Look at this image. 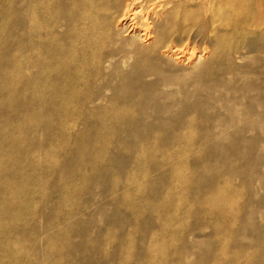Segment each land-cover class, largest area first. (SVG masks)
Listing matches in <instances>:
<instances>
[{"label": "bare ground", "instance_id": "bare-ground-1", "mask_svg": "<svg viewBox=\"0 0 264 264\" xmlns=\"http://www.w3.org/2000/svg\"><path fill=\"white\" fill-rule=\"evenodd\" d=\"M218 2H227L228 11H218ZM217 12L228 21L221 27L223 32L244 37L238 46L217 45L219 31L213 24ZM0 31V220L17 222L22 204L32 202L37 190L48 189L47 181L36 182L40 175L79 180L77 192L87 193L97 177L100 196L110 197L114 213L122 216L120 223L131 230L113 242L112 251L98 234L95 243L84 247L65 242L66 253L86 257L85 264L117 260L119 264H219L223 258L217 254L193 253L195 240L201 239L197 227H171L181 216L180 207L171 206V188L187 160L182 150L186 155L197 141L192 132L211 125L203 112L213 108L207 94L214 74L230 73L212 72L210 59L222 55L239 60L247 47L250 54H260L252 51L251 43L264 42V0H0ZM199 43L204 50L197 59L190 48ZM205 56L210 59L201 64ZM261 63L262 67L244 68L242 73L257 81L263 78L264 83V59ZM248 84L252 93L264 94L258 82ZM107 92L111 97L103 109L100 103ZM255 101L250 97L249 106ZM201 107L206 110L200 111ZM78 126L83 130L79 132ZM109 126L113 131L103 139ZM243 127L264 130V119ZM95 130L101 133L93 138ZM258 139L240 138L239 143ZM58 142L66 146L59 165L48 164L46 151L49 154ZM193 158L197 168L201 166L202 159ZM154 174V184L137 183ZM208 183L209 196L194 202L198 209L209 204L195 218L206 228L216 221L223 225L214 199L237 192L216 173H210ZM60 184L52 185V190L65 199ZM24 191L30 192L28 196ZM151 198L157 204L151 205ZM40 203L44 206L48 199L43 197ZM137 237L160 246L173 238L182 248L162 256L145 248L133 262L132 242ZM216 237L209 238L218 245ZM23 238L24 227L18 222L16 227L0 224V254ZM186 238H191L189 246ZM61 253L40 251L45 260L56 257L58 262ZM15 257L0 256V264ZM17 259L19 264H39L35 257L18 254ZM240 259L239 253L228 252L224 264H240Z\"/></svg>", "mask_w": 264, "mask_h": 264}, {"label": "rangeland", "instance_id": "rangeland-1", "mask_svg": "<svg viewBox=\"0 0 264 264\" xmlns=\"http://www.w3.org/2000/svg\"><path fill=\"white\" fill-rule=\"evenodd\" d=\"M193 4L198 5L197 2H193ZM227 6V2L216 3L217 10H222L224 13L228 11ZM137 23L139 25V22ZM227 23L226 18H221L218 12L214 15V28L219 31L217 45L219 48L231 49L244 37L223 32L221 27ZM225 34L227 35L224 38L223 35ZM251 46L253 52L260 51V54H250L251 49L247 47L241 51L242 55H240L239 60L234 56L228 58L216 55V59L205 56V60L202 61L201 64L206 63L209 59L213 61L212 72L224 69L226 73H230L222 76L214 74L207 94L213 108L207 111L208 113L203 112V114L210 116L211 125H205L206 127L192 132L191 135L197 141L194 143L192 150L187 152L186 155L184 154L185 150H182L181 155L183 154L184 158L187 156V160H183L175 184L171 188V192L174 194L171 206L180 207L181 209V216L171 224V227L173 229L197 227L201 239L195 240L196 247L193 253L196 256L217 254L223 258L219 264H224L228 252L239 253L241 256L240 264H264V130L259 128L255 130L243 129L244 123H255L260 119H264V94L252 93L248 84L258 82L264 90V83L263 78L257 81L256 77L242 73L244 68L262 67L264 42L254 41ZM1 49L2 45H0ZM190 49V53H193L198 59L202 55L204 45L199 43ZM209 53L215 55L210 50ZM198 70L196 69V72ZM110 97L111 94L107 92L105 94L106 99L100 103L101 108H106ZM250 97L258 99L254 102L255 105L251 107L249 106ZM204 109L206 110V108L201 107L200 111H204ZM111 127L109 126L104 130L102 133L103 139H106L113 131ZM77 130L82 131L83 126H78ZM94 132L93 138L97 133H101L99 130ZM37 138L38 140L42 139L40 132ZM206 138L209 142L201 141ZM240 138L245 141L252 140V138L259 139L257 142L241 144L239 143ZM65 149V143H54L49 150V154L46 151V156L49 157L46 162H49L48 164L58 163L59 165L62 151ZM159 149L161 150L162 147ZM177 156L180 155L177 154ZM193 157L202 159L200 160L201 166L198 168ZM43 158L39 156L37 159L42 160ZM211 172L222 176V181L236 188L237 192L220 195L214 199V203L224 217V222L222 221V225L221 222L216 221L214 226L212 225L213 227L210 226L209 228L208 226L206 228V225L198 224L195 218L199 211L206 209L207 206L209 207V204L207 203L204 208L198 209L194 202L197 199H206L209 196L210 185L208 179ZM89 175V172L85 173V176L89 177ZM155 178H157L156 174L148 179L138 180L137 183L143 186L152 185L155 183ZM37 181L41 183L47 181L50 185L44 192L37 190L32 202L22 204V210L24 211L18 215L17 222L19 226L24 227L25 238L11 243L7 251L0 254L2 257L5 254L16 255L15 259L10 260L7 264H19L18 254L26 258L35 257L39 264H60L61 261V264H85L86 257H81L78 253H66L65 242L68 246H87L89 243H95L99 235L101 237L103 235L106 238L107 250L112 251L113 242L122 239L121 237L131 230L130 226H123L120 223L122 216L119 218L114 213V209L109 205L110 197L100 196V191L96 188L100 183L97 177L92 180V189L89 193L77 192L82 184L79 180L69 181L65 178L61 180L57 176L40 175L37 177ZM60 181V185H64L61 193L65 195V199L64 196L60 197L52 190V185L59 184ZM23 193L28 196L30 192L24 191ZM43 197L48 199V203L44 206L40 203ZM154 201L151 198V205L157 204ZM75 209H78L76 213L73 212ZM184 211H189V214L183 216ZM17 222L14 223L11 218L0 220L2 225L12 224L15 227ZM67 231L73 234L66 236ZM213 234L217 235L218 245H216V242L214 243V238H209ZM7 238V236L4 237V239ZM185 243L189 246L191 238H186ZM132 244L135 249V253L131 252L133 262L141 257L145 248H153V255L155 256H162V253L169 252V250L180 249L181 251L182 248L181 243L173 238L167 240L165 246L157 245L155 241L140 240L139 237L133 240ZM34 245L36 246L35 249ZM44 249H49L53 255L62 252L60 262L56 257L53 260H45L43 255L40 254V251ZM178 255L183 258L187 257L185 253ZM190 259L194 260L195 258ZM119 263L117 260L110 264ZM93 264L100 263L95 261ZM199 264L204 263L199 262Z\"/></svg>", "mask_w": 264, "mask_h": 264}]
</instances>
